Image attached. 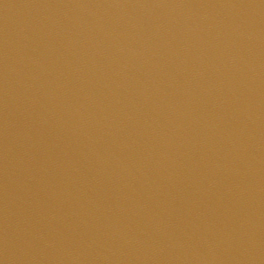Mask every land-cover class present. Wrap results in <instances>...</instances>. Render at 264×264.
<instances>
[{"label": "water", "instance_id": "1", "mask_svg": "<svg viewBox=\"0 0 264 264\" xmlns=\"http://www.w3.org/2000/svg\"><path fill=\"white\" fill-rule=\"evenodd\" d=\"M0 264H264V0H0Z\"/></svg>", "mask_w": 264, "mask_h": 264}]
</instances>
